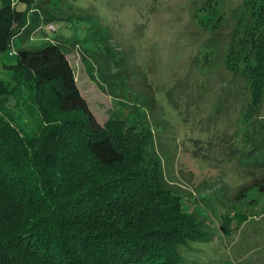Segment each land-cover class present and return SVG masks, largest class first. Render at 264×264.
<instances>
[{
  "label": "trees",
  "instance_id": "1",
  "mask_svg": "<svg viewBox=\"0 0 264 264\" xmlns=\"http://www.w3.org/2000/svg\"><path fill=\"white\" fill-rule=\"evenodd\" d=\"M242 7L225 66L245 81L246 117L259 118L264 0ZM54 20L34 0H0V60ZM14 52V63L0 65V264H182L178 247L208 235L165 188L151 131L116 118L100 124L62 42ZM254 144L244 175L264 173V144ZM233 221L220 215L224 235Z\"/></svg>",
  "mask_w": 264,
  "mask_h": 264
},
{
  "label": "rangeland",
  "instance_id": "2",
  "mask_svg": "<svg viewBox=\"0 0 264 264\" xmlns=\"http://www.w3.org/2000/svg\"><path fill=\"white\" fill-rule=\"evenodd\" d=\"M244 1L34 0L55 20L12 45L62 42L97 121L151 131L165 188L208 235L178 247L182 264H264V173L242 174L264 144V105L246 117L245 81L225 66ZM14 61L8 49L0 65Z\"/></svg>",
  "mask_w": 264,
  "mask_h": 264
},
{
  "label": "built area",
  "instance_id": "3",
  "mask_svg": "<svg viewBox=\"0 0 264 264\" xmlns=\"http://www.w3.org/2000/svg\"><path fill=\"white\" fill-rule=\"evenodd\" d=\"M12 1H14V2H12L13 4H16L17 3V0H12ZM11 50H12V53L11 54H14L15 53L14 50L13 49H11Z\"/></svg>",
  "mask_w": 264,
  "mask_h": 264
}]
</instances>
